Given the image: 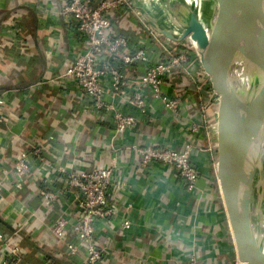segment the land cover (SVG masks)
Instances as JSON below:
<instances>
[{
	"label": "crops",
	"instance_id": "1",
	"mask_svg": "<svg viewBox=\"0 0 264 264\" xmlns=\"http://www.w3.org/2000/svg\"><path fill=\"white\" fill-rule=\"evenodd\" d=\"M59 9V0H0V98L8 99L0 109V118L9 124L0 126V230L13 232L21 217L22 224L28 223L24 234L12 237L24 264H82V250L77 256H65L64 246L52 241L47 227L54 213L44 209L39 195L62 186L60 169L85 171L101 164L114 165L110 203L122 210L129 203L131 208L129 214L98 224L96 243L104 254L100 264H184V255L192 246L201 264H208L206 261L213 259L208 254L211 229L215 224L221 228L223 218L219 222L214 217L212 221L204 218L206 212L221 216L220 198L212 203L216 212L211 206L199 207L206 199L204 194L211 193L208 187L214 189L212 182L208 185L210 170L205 169L207 142L193 154L199 169L196 195L188 194L167 168H139L138 157L129 148L162 140L179 147L188 139L190 124L203 125L202 109L208 122L212 121L216 104L207 102L211 89L209 81L201 86L204 72L198 61L192 57L190 65L173 72L164 87L182 101V122L159 108L152 120L139 117L135 129L116 134L108 115L86 112L75 87L59 80V66L78 44L69 25L59 17ZM118 26V32L136 35L120 23ZM176 47L188 50L184 44ZM154 105L157 107L156 101ZM154 122L158 127L151 125ZM32 146L40 150L51 169L37 170L19 191L11 182L9 163ZM215 155L210 154L213 163ZM31 165L35 168L37 162ZM213 170L219 195L216 167ZM70 205V200L65 201L63 209L69 211ZM123 216L133 224L128 239L117 230Z\"/></svg>",
	"mask_w": 264,
	"mask_h": 264
},
{
	"label": "built area",
	"instance_id": "2",
	"mask_svg": "<svg viewBox=\"0 0 264 264\" xmlns=\"http://www.w3.org/2000/svg\"><path fill=\"white\" fill-rule=\"evenodd\" d=\"M59 4V17L69 25L71 37L78 44L72 47V55L59 66L58 77L75 87L86 112L92 111L102 117L108 115L116 134L135 129L141 120L139 117L143 118L142 121L152 120L159 108L182 122V101L165 92L164 87L173 72L187 68L192 57L197 59L192 45L190 48L187 46L188 50H181L172 48L167 42H160L153 31L137 22V10L130 0H59ZM126 19H130L129 25H126ZM118 23L130 28L136 35L143 32L144 39L136 41L140 43L138 49L135 48L136 42L118 33ZM153 46L157 51H152ZM201 79V86L208 83L205 74ZM208 95L207 102L217 105V98L211 90ZM7 103L8 99L1 97L0 109ZM201 117L204 118L203 125L190 124L188 139L179 147H172L162 138L160 143L129 147L138 157L139 168H167L188 194L196 195L199 169L193 154L204 140L208 144L204 151L215 153L216 149L215 113L210 115L212 121L208 122L202 109ZM4 123L5 120L0 118V126L9 125ZM151 125L158 127L155 122ZM33 161L37 162L35 168L31 165ZM216 163H213L214 167ZM9 164L13 172L11 182L19 191L26 180L36 175L37 170L51 169V164L35 146L23 149ZM115 171L114 165L102 164L85 171L60 169L57 173L62 175V186L42 191L39 195L44 209L54 213V219L47 227L52 241L64 246L65 256H77L82 250V264H100L103 261L104 254L96 243L98 224L129 214V203L123 210L110 203ZM68 200L71 205L66 211L63 204ZM58 202H62L60 207H57ZM22 220L21 217L11 233L0 230V264H24L20 248L12 242V237L26 231L28 223L22 224ZM132 229L131 220L123 216L118 233L128 239ZM189 250L183 263L201 264L198 251L193 246Z\"/></svg>",
	"mask_w": 264,
	"mask_h": 264
},
{
	"label": "water",
	"instance_id": "3",
	"mask_svg": "<svg viewBox=\"0 0 264 264\" xmlns=\"http://www.w3.org/2000/svg\"><path fill=\"white\" fill-rule=\"evenodd\" d=\"M130 1L155 34L175 45L184 41L191 43L217 98L216 177L234 257L238 264H264V132L258 138L252 122V116L264 119L260 112L264 108V65L255 49L249 54L250 68L241 65L242 52L235 33L237 0H204L200 10L193 1L177 0L171 5L181 27L178 34L157 26L138 6V0ZM260 40L264 42V38ZM219 53L224 55L219 57ZM238 73L239 99L229 86ZM248 73L256 74L252 79L254 88L249 83L244 89ZM254 102L261 107L253 106Z\"/></svg>",
	"mask_w": 264,
	"mask_h": 264
},
{
	"label": "rangeland",
	"instance_id": "4",
	"mask_svg": "<svg viewBox=\"0 0 264 264\" xmlns=\"http://www.w3.org/2000/svg\"><path fill=\"white\" fill-rule=\"evenodd\" d=\"M188 2H192L193 0H187ZM138 6L141 7V9H143L146 13V15L160 28L165 29L173 34H178L181 31V27L179 25V23L176 20V16L174 13V7H172L171 4L173 3H177V0H138L136 1ZM169 4V9H167V5ZM170 11V12H169ZM137 12H135L136 14ZM138 16V20L137 22H139V24H141L142 26H145L149 31H152L151 28L144 22V20L139 16V14L137 13L136 17ZM155 34V33H154ZM158 40L160 42H167L169 46L173 47V46H177L173 43H170L168 41H166L164 39V37L160 36V35H155ZM185 46H191V43L188 41H184L183 43ZM192 48V46H191ZM250 51L248 49V47L246 48V53L245 55L248 56V62L249 64H252V59L250 57ZM198 61V59H196ZM253 73V72H252ZM247 74V81H245V85L244 89L246 87H249V83H251V87L254 88V83L252 81V79H254L256 77V74ZM253 106H257L261 107V105L258 102H254L252 104ZM247 106V103H246ZM248 109V106L246 107ZM263 115H264V108L261 109L260 111ZM144 146V145H143ZM207 155V157L204 158L205 160V164H206V172H209L208 169L210 170V175H211V181H208V185L212 182V186L214 187V189L212 190L210 188V186L208 187V190L211 193H215L214 194H204L205 195V200L203 203H200L199 207L202 209H206L209 206H211L214 210V206H212V203H214L215 200H217V202H219V196L218 195V190H217V186L216 183H214L215 179H214V175H213V162H211V152L210 151H204ZM209 164V165H208ZM206 178L208 179L209 177L206 176ZM214 196H216V198H214ZM221 200V199H220ZM221 203V201H220ZM223 208L220 207V214L221 216H213L211 214V212H206V214L204 215V218L208 221H212V217H214L216 222H219L222 218L221 221V228L220 225L215 224V226L210 230L211 231V236L209 238V242L211 244V247L209 248L208 254L213 255V259L212 260H207L206 262L208 264H236L237 260L234 257V246L232 243V240L230 238V229H229V225H228V221L226 220V215L224 213V211L222 212ZM216 212V210H214ZM200 232L202 233V231L200 230ZM201 239V238H200ZM202 241V239H201ZM200 254V253H199Z\"/></svg>",
	"mask_w": 264,
	"mask_h": 264
},
{
	"label": "bare ground",
	"instance_id": "5",
	"mask_svg": "<svg viewBox=\"0 0 264 264\" xmlns=\"http://www.w3.org/2000/svg\"><path fill=\"white\" fill-rule=\"evenodd\" d=\"M204 0H193V3L201 9V3ZM203 19V13L199 16ZM203 23V20H202ZM235 33L238 40L239 48L242 52L241 65L248 69L252 64L248 62V56L245 55L246 48L249 51L257 50L259 53V59L264 65V42L260 40L264 38V1H249V0H237V11L235 15ZM223 53H219V57L223 56ZM247 73V69L245 70ZM230 91L239 99V73L234 76L229 83ZM252 122L254 130L257 131V136L260 138L264 132V119L260 120L256 116H252Z\"/></svg>",
	"mask_w": 264,
	"mask_h": 264
},
{
	"label": "trees",
	"instance_id": "6",
	"mask_svg": "<svg viewBox=\"0 0 264 264\" xmlns=\"http://www.w3.org/2000/svg\"><path fill=\"white\" fill-rule=\"evenodd\" d=\"M129 17H131V16H129ZM118 33L121 34V35H123L124 37H128V38L132 39V41H133L134 43H135L137 40H139V39H144V37H145V35L143 34V32H141L139 35H133L132 33L130 34V32H128V31H123V32H118ZM149 43L151 44V42H148V44H149ZM135 45H136L135 48L138 49L139 46H140V43H139V42H136ZM152 51H153V52L157 51V48L153 46Z\"/></svg>",
	"mask_w": 264,
	"mask_h": 264
}]
</instances>
